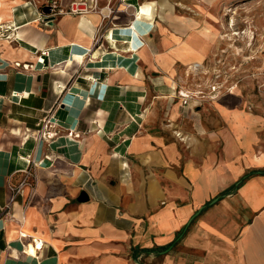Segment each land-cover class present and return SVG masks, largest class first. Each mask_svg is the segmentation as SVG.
<instances>
[{
	"label": "crops",
	"instance_id": "crops-1",
	"mask_svg": "<svg viewBox=\"0 0 264 264\" xmlns=\"http://www.w3.org/2000/svg\"><path fill=\"white\" fill-rule=\"evenodd\" d=\"M50 1L0 0V264H264V109L177 92L219 29L167 0L48 22ZM51 114L73 135L37 139Z\"/></svg>",
	"mask_w": 264,
	"mask_h": 264
},
{
	"label": "rangeland",
	"instance_id": "rangeland-1",
	"mask_svg": "<svg viewBox=\"0 0 264 264\" xmlns=\"http://www.w3.org/2000/svg\"><path fill=\"white\" fill-rule=\"evenodd\" d=\"M167 1L178 13L196 16L220 31L213 62L192 88L209 92L216 80L222 92L215 99L240 87L253 108L264 109V0Z\"/></svg>",
	"mask_w": 264,
	"mask_h": 264
},
{
	"label": "built area",
	"instance_id": "built-area-1",
	"mask_svg": "<svg viewBox=\"0 0 264 264\" xmlns=\"http://www.w3.org/2000/svg\"><path fill=\"white\" fill-rule=\"evenodd\" d=\"M126 2V0H118V4L114 0H107L105 5L100 4V0H72L68 5H63L58 0H51L48 4L51 6L52 15L60 14H73V15H88L92 12H97L102 18V25L105 23L111 22L113 17L120 11V4ZM125 9L132 7V4L125 3ZM4 34L0 26V37ZM102 35V34H101ZM200 64H195L194 69L198 70ZM217 74V73H216ZM179 96H181L183 104L188 105L192 100H205L206 98H216L222 91L219 83L214 80L211 81L209 85V92H205L200 89H194L190 86H179L177 89ZM68 130V136L73 135V131L68 128L63 122H61L53 114L43 118L37 129L36 137L39 140L50 142L55 139L57 136H60L64 131ZM75 135H78L76 133ZM35 162L29 161V166L24 170L25 176L19 183H11L10 188L12 190L11 202H13L18 195L22 194L26 184L30 183V178L34 175L32 168L34 167ZM26 234H22L25 236ZM40 243H37L35 247L41 248Z\"/></svg>",
	"mask_w": 264,
	"mask_h": 264
},
{
	"label": "water",
	"instance_id": "water-1",
	"mask_svg": "<svg viewBox=\"0 0 264 264\" xmlns=\"http://www.w3.org/2000/svg\"><path fill=\"white\" fill-rule=\"evenodd\" d=\"M43 12L45 13V15H47V19H45L46 21L48 22H52L55 18H56V15H52L51 13V6L49 5H44L43 6ZM89 198V196L87 195L86 192H82L79 199L81 201H85Z\"/></svg>",
	"mask_w": 264,
	"mask_h": 264
},
{
	"label": "bare ground",
	"instance_id": "bare-ground-1",
	"mask_svg": "<svg viewBox=\"0 0 264 264\" xmlns=\"http://www.w3.org/2000/svg\"><path fill=\"white\" fill-rule=\"evenodd\" d=\"M145 13H147V11L145 10V8H143L142 11L139 13L138 16H143ZM34 250L35 249L33 247L30 248V252H34Z\"/></svg>",
	"mask_w": 264,
	"mask_h": 264
}]
</instances>
